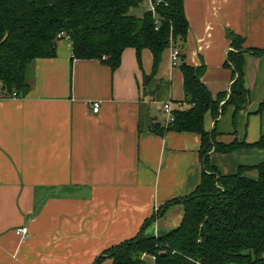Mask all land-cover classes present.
I'll use <instances>...</instances> for the list:
<instances>
[{"label": "crops", "instance_id": "1", "mask_svg": "<svg viewBox=\"0 0 264 264\" xmlns=\"http://www.w3.org/2000/svg\"><path fill=\"white\" fill-rule=\"evenodd\" d=\"M152 9L153 0H142L130 13L142 17ZM184 11L189 31L182 55L175 64L171 44L149 79V48L140 63L136 49L127 47L113 70L99 59L74 58L72 41L62 38L56 56L31 65L25 94L0 99V264H97L107 250L136 237L167 202L200 184L201 136L169 129L161 134L154 126L169 125L165 102L188 108L184 61L205 66L202 81L214 96L229 93L232 35L243 49H264V0H184ZM246 87L250 102L237 133L230 109L216 124L217 141L244 136L254 143L264 135V54H246ZM214 124L208 115L207 128ZM263 161L264 148L257 147L209 156L223 175ZM171 207L147 225L146 236L165 235L180 224L183 213L164 222ZM22 226L27 238L17 233Z\"/></svg>", "mask_w": 264, "mask_h": 264}, {"label": "trees", "instance_id": "2", "mask_svg": "<svg viewBox=\"0 0 264 264\" xmlns=\"http://www.w3.org/2000/svg\"><path fill=\"white\" fill-rule=\"evenodd\" d=\"M142 0H0V90L25 94L30 88L31 65L38 58L54 57L57 35L64 33L73 44L76 59H99L113 70L123 51L133 47L142 62L149 48L158 69L162 54L171 44L179 47L188 36L184 0H153L154 9L138 17L130 13ZM227 63L234 81L229 93L214 96L202 81L204 65L181 64L185 103L174 109L175 121L154 130L193 132L201 136L200 155L204 170L200 184L189 195L173 199L145 221L140 233L107 250L97 264L110 257L111 264H264V161L242 165L235 174L223 175L209 162L212 151L231 153L239 148H264V135L254 143L237 137L230 143L216 140L219 116L232 109V125L250 102L246 87V54H264V49H243L232 35ZM180 57V56H179ZM223 101H225L223 103ZM264 105V102L262 103ZM261 104V105H262ZM260 107V111L263 107ZM215 121L206 126L207 116ZM256 171V176L248 174ZM180 203V224L162 236H146L145 228L166 209ZM147 256L155 257L151 260Z\"/></svg>", "mask_w": 264, "mask_h": 264}, {"label": "built area", "instance_id": "3", "mask_svg": "<svg viewBox=\"0 0 264 264\" xmlns=\"http://www.w3.org/2000/svg\"><path fill=\"white\" fill-rule=\"evenodd\" d=\"M153 9H154V5H153ZM63 35H64V33L61 32V33H59L57 35V38L62 39ZM67 38H69V36H67ZM179 56H180V49H179V47H175L173 49V62L175 64H177V61H178ZM19 96L20 95L16 91L12 92L11 94H6V93H3L0 90V99H5V98H18ZM93 109H94L95 112H97L98 109H99L98 104H96ZM163 110H164V113H165V115L167 117V122L169 124H171L172 122H174L175 121V115H174V108L172 106V102H170V101L165 102L163 104ZM17 233L19 235H21L23 238H27L29 236V229H28L27 226H22V227H20V228L17 229ZM152 258L154 259L155 257H152Z\"/></svg>", "mask_w": 264, "mask_h": 264}, {"label": "rangeland", "instance_id": "4", "mask_svg": "<svg viewBox=\"0 0 264 264\" xmlns=\"http://www.w3.org/2000/svg\"><path fill=\"white\" fill-rule=\"evenodd\" d=\"M253 70V69H252ZM256 94H260V92H256ZM255 94V99L258 98V96ZM172 206V205H171ZM169 206L165 213L169 210V208L171 207ZM172 209H170L169 213L166 215V219H164V222L165 223H171L174 221V219L177 217V215L181 214V213H184L183 212V205H179V206H176V207H171ZM105 259V258H104ZM147 259L148 260H151L152 257L151 256H147ZM108 260V261H107ZM112 260L110 257L106 258L103 262H101V264H111Z\"/></svg>", "mask_w": 264, "mask_h": 264}, {"label": "water", "instance_id": "5", "mask_svg": "<svg viewBox=\"0 0 264 264\" xmlns=\"http://www.w3.org/2000/svg\"><path fill=\"white\" fill-rule=\"evenodd\" d=\"M49 1H52V0H49ZM230 91V90H229ZM222 117V114L219 116V118L217 120H219L220 118ZM212 129V128H211Z\"/></svg>", "mask_w": 264, "mask_h": 264}]
</instances>
